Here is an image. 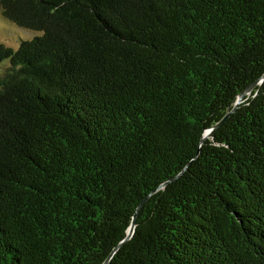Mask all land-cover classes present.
<instances>
[{"label":"trees","instance_id":"1","mask_svg":"<svg viewBox=\"0 0 264 264\" xmlns=\"http://www.w3.org/2000/svg\"><path fill=\"white\" fill-rule=\"evenodd\" d=\"M3 24L0 264H102L134 215L108 264H264V0H0Z\"/></svg>","mask_w":264,"mask_h":264},{"label":"water","instance_id":"2","mask_svg":"<svg viewBox=\"0 0 264 264\" xmlns=\"http://www.w3.org/2000/svg\"><path fill=\"white\" fill-rule=\"evenodd\" d=\"M257 84V81H255V82H253L245 91H243L242 93H240V95H239V97H238V99H237V101H236V103H235V106L232 108V109H230L229 111H228V113L217 123V124H215L213 127H211V128H209V129H207L206 131H205V134L203 135V139L205 138V137H207L209 134H210V132L214 129V128H216L217 126H219L225 119H226V117L228 116V114L231 112V111H233V109L237 106V104H239L241 101H242V99H243V97L245 96V94H247V93H249L251 90H252V88L255 86ZM134 229H135V215H134V218H133V220H132V222H131V224H130V226H129V228H128V231H127V235H126V237L112 250V252L109 254V256L103 261V263L102 264H108L109 262H110V259H111V257L113 256V254H114V252L118 249V247L125 241V240H127V239H129L131 236H132V234H133V231H134Z\"/></svg>","mask_w":264,"mask_h":264},{"label":"rangeland","instance_id":"3","mask_svg":"<svg viewBox=\"0 0 264 264\" xmlns=\"http://www.w3.org/2000/svg\"><path fill=\"white\" fill-rule=\"evenodd\" d=\"M3 27L0 26V43L16 44L19 40L20 35L26 34V32H24L22 30L20 31L19 29L15 28L14 26L8 27L7 24H3Z\"/></svg>","mask_w":264,"mask_h":264}]
</instances>
